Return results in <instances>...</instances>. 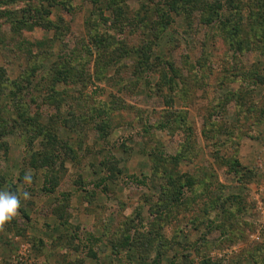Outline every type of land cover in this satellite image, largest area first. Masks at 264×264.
Returning a JSON list of instances; mask_svg holds the SVG:
<instances>
[{
	"label": "rangeland",
	"instance_id": "rangeland-1",
	"mask_svg": "<svg viewBox=\"0 0 264 264\" xmlns=\"http://www.w3.org/2000/svg\"><path fill=\"white\" fill-rule=\"evenodd\" d=\"M239 1L245 23L251 0ZM143 2L130 0L129 9ZM234 4L229 28L238 18L240 3ZM66 6L50 15L57 34L40 26L17 34L0 16V191L21 200L17 215L0 226V264H154L160 249L162 264L179 254L177 264H253L250 255H264V28L246 23L232 34L240 44L231 47L217 24L201 23L198 12L192 27L177 17L147 65L137 50L124 52L145 41L147 28L120 32L103 20L96 27L100 11L92 0ZM99 32L109 36L111 52L119 48L113 63L100 61L93 40ZM59 54H70L74 69L69 84L56 83L64 91L61 102L49 99L54 85L43 70ZM34 65L42 71L29 85L25 77ZM167 67H173L168 75ZM102 109L112 124L107 140L88 122ZM68 118L77 125L65 123ZM168 120V128L159 126ZM146 124L154 126L152 135L143 134ZM187 135L194 146H185L178 162L171 159L182 153ZM218 156L236 157L251 178L241 180ZM206 168L212 172L206 173L208 194L193 187L184 196L188 203L166 212L175 188L163 192L165 175L202 177ZM144 178L146 184L137 180ZM232 194L235 202L223 199ZM212 197L220 203L208 208ZM215 216L218 226L203 224ZM185 234L191 244L174 242ZM128 235L131 243L123 246Z\"/></svg>",
	"mask_w": 264,
	"mask_h": 264
},
{
	"label": "trees",
	"instance_id": "trees-1",
	"mask_svg": "<svg viewBox=\"0 0 264 264\" xmlns=\"http://www.w3.org/2000/svg\"><path fill=\"white\" fill-rule=\"evenodd\" d=\"M21 1L25 2L24 7L18 8L17 3H20ZM130 0H92L94 4H96L95 8L96 10H99L100 17L99 20L94 21L96 23V27L99 25V23L103 21H112L111 24L115 27V29H119L121 32L122 30L125 31L126 27H130L133 32H137L138 30H142L143 28H147V30H142V34L144 37V40L141 45L139 44L137 47L133 46L129 49H124V52L128 54L132 50H137L134 54H138L140 56V59L143 61V63H147L149 65L151 57L154 58V47L159 43V41L163 38V36L172 29L175 23H177V17H182L187 23L189 27H192L194 20H195V12H198L201 16L198 18V20L203 24H217V28L220 31H223L225 35V41L228 43L231 47L235 44H240V41H235L233 39L232 34H238V32L241 31V28L244 27L246 23H248V27H252L255 29L264 28V0H251L250 4L252 8V13L249 14L247 17V21L241 22L245 16L243 15V11L245 9V5L241 4V1L238 0V3H240L239 7V13L238 18H236L235 25L232 27H228L230 24V17L233 16L232 12H234V1L236 0H214V4H212L209 0H146V2H143L141 5V8L137 11H131ZM37 3H39L37 5ZM68 0H0V16L2 17V20L5 19L7 23L10 24L11 30L15 33H21L23 30H26L30 27L34 26H40L43 29L51 30L55 29L56 34L58 33L57 28L59 26H56L54 20L50 18V15L52 16L54 8L61 6L63 8H67ZM13 5V6H12ZM214 5L215 7H213ZM12 6V7H11ZM212 6V7H211ZM108 10L110 12V16H105L103 13ZM243 10V11H242ZM209 13V14H208ZM242 13V14H241ZM94 14V12H93ZM208 14V16H206ZM242 19V20H241ZM101 20V21H100ZM92 22V21H91ZM92 25V23H90ZM261 26V27H260ZM3 26L0 23V44L5 41V33L3 32L4 29H2ZM61 28V27H60ZM59 28V29H60ZM11 31V32H12ZM252 31V29L249 30V33ZM145 35L148 36L149 40H146ZM109 36L105 35L104 33L99 32L94 37V41L98 42L96 47L101 50L99 53L100 61H106V63H113L115 56L118 58L120 54H117V50L119 48H116V51L113 50L111 52L110 50V44L105 42ZM92 40V42H93ZM41 43V46L44 45V43ZM55 46V41L52 40L51 48ZM97 49V51H98ZM104 49V50H103ZM241 50V48H239ZM102 50L104 51L102 53ZM158 59H163V57L156 56ZM72 56L70 54H59L58 60L54 61L50 67H41L44 68V71L49 72V78L47 80L51 83H53L54 87L52 88V91L50 89V97L49 99H54L57 102H61V100L58 99L60 95L63 94L64 91H60L58 88L59 83H66L69 84V79L72 77V73L74 69H72L69 65L70 63H73L71 61ZM75 59V58H74ZM152 62V61H151ZM163 62V61H162ZM142 63V62H141ZM164 63H170L168 60H166ZM171 66V65H169ZM37 66H33L31 70V74L27 75L25 79L29 82V85H31L30 76H38V72L42 71L37 68ZM171 69L167 67V75L169 72H171ZM83 76V74H81ZM81 76V77H82ZM5 77V70L3 68H0V78L4 79ZM43 78V77H42ZM172 79V77H171ZM259 80V79H257ZM17 86H19L18 81H14ZM264 82V81H262ZM57 83V84H56ZM57 87V88H56ZM51 88V87H50ZM0 92H3V88H0ZM49 96V95H48ZM111 118L109 117V113L106 111V109L98 110V112L93 113L91 119L89 118V123H94V127L97 131H99L104 138V140H107L109 131L112 127L111 124ZM66 122H72L71 119L68 118V120H65ZM172 120H168L166 122H161L159 124L162 128H168L171 124ZM73 126H76L77 123L72 122ZM1 126V124H0ZM39 132H45L51 134L49 131V126H45L43 129H41L40 125H38ZM154 128L153 125H144L142 132L145 135L153 134ZM41 130V131H40ZM51 130V129H50ZM49 131V132H48ZM191 131V130H190ZM0 133L3 134L4 130H0ZM40 134V133H39ZM190 136V134H189ZM187 135V141L184 142L183 148L181 149L182 153L178 155L171 156V159L175 161H179L182 159L183 154L186 153V151H183L185 149V146L188 147V145L191 143V145L194 146V141L191 137ZM187 142V143H186ZM150 153L161 155L163 152L156 151L152 149ZM56 152L52 158V162L57 163V160L59 159V156ZM219 159H221L222 164H227L230 166V170L234 171L241 175V180H244L246 177L251 178V172L250 173H244V170H240L238 167L241 166L239 163V160L236 157L232 158H225L224 156H218ZM47 171V181L49 180V174L51 171V161L49 163ZM249 171V170H248ZM49 172V173H48ZM120 172V171H119ZM203 176H189L185 175V177H173L172 174L165 175V180L167 179V185L163 192L166 193V191L171 190L175 188V192L173 194L174 199L172 202L168 203L165 208L166 212L167 210H170L171 212L175 211L179 205H184V203H188L187 199H185L186 192H189V189L192 190L193 187H200L203 186V189L201 191V194H208L209 188L207 187L210 182H208V179L206 178V173H212L208 168L202 170ZM245 176V178H244ZM139 180V183L146 184L147 178H144L143 180ZM181 181V183H179ZM181 184V185H179ZM51 190L49 189V192ZM223 197V196H222ZM220 197L214 198L212 197L208 208L216 207L220 202ZM226 201L229 199H233L232 202H235L237 199V195H229L228 197L224 198ZM224 203V202H223ZM218 216V215H217ZM215 218L207 219L203 222L205 226H208L209 228L214 227L216 224ZM199 225L200 222H198ZM218 226V225H216ZM178 235V234H176ZM177 243H181L184 241V244H191V242L188 239V235L185 234L184 239H176L174 238ZM167 241V240H166ZM131 243V236L128 235L124 242L122 243L123 246H128V244ZM196 242H193V244ZM183 244V246H184ZM192 244V246H193ZM166 248H172L173 245L167 241ZM162 246V244H161ZM185 248V247H184ZM183 255V254H182ZM163 256L164 253L160 249L159 253L155 256L153 259L154 264H162L163 262ZM180 254L176 255L172 259H170V264H177V258H180ZM183 257L186 258V255H183ZM248 258V257H247ZM249 260H252L253 264H264V255L253 253L249 256ZM187 259V258H186ZM202 264H213L212 261L204 260L202 261Z\"/></svg>",
	"mask_w": 264,
	"mask_h": 264
},
{
	"label": "clouds",
	"instance_id": "clouds-1",
	"mask_svg": "<svg viewBox=\"0 0 264 264\" xmlns=\"http://www.w3.org/2000/svg\"><path fill=\"white\" fill-rule=\"evenodd\" d=\"M25 182H31V176L24 177ZM28 193H24V198L28 197ZM21 208L20 197L8 191H0V226L11 221Z\"/></svg>",
	"mask_w": 264,
	"mask_h": 264
}]
</instances>
